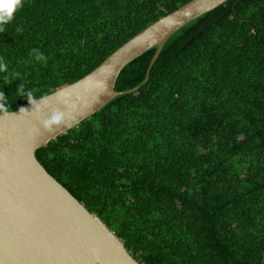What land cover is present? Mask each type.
<instances>
[{"label":"trees","instance_id":"1","mask_svg":"<svg viewBox=\"0 0 264 264\" xmlns=\"http://www.w3.org/2000/svg\"><path fill=\"white\" fill-rule=\"evenodd\" d=\"M191 1L25 0L0 31L9 112L29 102L20 84L36 100L73 84ZM156 52L116 91L142 85ZM36 156L140 264H264V0H230L177 32L137 92Z\"/></svg>","mask_w":264,"mask_h":264},{"label":"water","instance_id":"2","mask_svg":"<svg viewBox=\"0 0 264 264\" xmlns=\"http://www.w3.org/2000/svg\"><path fill=\"white\" fill-rule=\"evenodd\" d=\"M230 0H193L148 26L81 80L39 102L0 114V264H140L124 243L38 161L36 153L149 79L167 42L177 32ZM157 48L145 82L117 92L122 71ZM46 104V106H45ZM60 113L50 128L44 121ZM20 114V115H19ZM18 115V116H17Z\"/></svg>","mask_w":264,"mask_h":264},{"label":"clouds","instance_id":"3","mask_svg":"<svg viewBox=\"0 0 264 264\" xmlns=\"http://www.w3.org/2000/svg\"><path fill=\"white\" fill-rule=\"evenodd\" d=\"M24 3L25 0H0V31H2L5 26L10 25L15 21L17 14L23 9ZM31 55L37 62H46V57L38 49H32ZM7 71L8 68L6 63L4 62L3 58H0V73H6ZM13 75L14 77H19L20 73L17 72ZM5 79H7V77H5ZM17 92L20 94L21 97L26 96L29 100V103L33 106V110L31 112H28L25 108L21 107L19 109V113L25 111L28 113H32L33 111L39 110V102L35 99L31 90H28L26 92L24 90L23 84H20L18 86ZM7 101L8 96L5 94L4 91H0V114L9 115V105ZM39 101H46V97L41 96L39 98ZM12 114L16 115L14 112ZM62 121L63 116L60 113H53L48 120L44 121V127L50 128L52 125H58Z\"/></svg>","mask_w":264,"mask_h":264}]
</instances>
